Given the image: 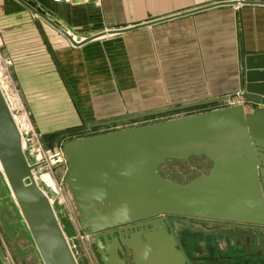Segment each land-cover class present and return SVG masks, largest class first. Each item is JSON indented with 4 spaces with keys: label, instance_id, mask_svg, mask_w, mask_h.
<instances>
[{
    "label": "water",
    "instance_id": "obj_1",
    "mask_svg": "<svg viewBox=\"0 0 264 264\" xmlns=\"http://www.w3.org/2000/svg\"><path fill=\"white\" fill-rule=\"evenodd\" d=\"M15 1L73 47L216 6H264V0H220L78 38L38 6ZM241 62L239 94L257 105L251 112H246L243 103L225 105V95L41 136L51 148L66 132L177 109L220 105L63 143L61 154L68 164L64 182L78 212L79 227L94 239L102 264H124L115 246L130 249L134 264H185L174 235L166 229L164 216L264 227V109L259 108L264 107V52L246 53ZM28 128L26 117L11 101L0 71V228L12 258L15 264H89L80 241L65 228L66 217L56 202L58 191L51 175L38 170L44 161L40 149L30 146L33 137ZM31 152L34 159L29 158ZM193 156L209 161L206 172L199 171L184 182L160 174L159 167L166 160ZM155 224L156 228L146 229ZM137 227L141 230L129 238L127 229ZM113 232L118 235L112 236Z\"/></svg>",
    "mask_w": 264,
    "mask_h": 264
},
{
    "label": "crops",
    "instance_id": "obj_2",
    "mask_svg": "<svg viewBox=\"0 0 264 264\" xmlns=\"http://www.w3.org/2000/svg\"><path fill=\"white\" fill-rule=\"evenodd\" d=\"M216 1L220 0H101L112 14L116 15L117 9L123 14L122 20L109 24L112 27H126ZM34 21L38 22L35 18ZM63 39L57 42L56 60L63 75L78 73L79 78L74 75L67 80L64 76L69 86L77 91L89 90V95L81 96L86 99L81 103L87 112L95 104L116 107L149 99L156 104L172 105L225 95L234 104L243 103L251 109L257 106L246 99L239 101L241 59L246 53L264 52L263 5L216 6L149 27L107 35L80 47ZM4 54L13 59L15 72L30 75V84L34 85L46 69L43 65L47 64V56L31 55L23 61L10 50H4ZM98 74L105 76L96 77ZM236 96L239 98L235 101Z\"/></svg>",
    "mask_w": 264,
    "mask_h": 264
},
{
    "label": "rangeland",
    "instance_id": "obj_3",
    "mask_svg": "<svg viewBox=\"0 0 264 264\" xmlns=\"http://www.w3.org/2000/svg\"><path fill=\"white\" fill-rule=\"evenodd\" d=\"M48 1L33 0V4L40 10L48 12L52 18L59 20L80 37L104 30L106 25L107 28L112 27L109 24L123 19L120 9H117L116 15L112 14V10H107L102 2L96 5L77 0L58 4L52 2L49 4ZM63 38L43 20L38 18V22H35L29 11L15 0H0V71L8 84L9 93L16 108L26 117L33 144L40 149L44 160L48 159L51 149L61 152L64 142L77 137L163 121L220 107L219 104L212 103L66 132L53 141L51 148L46 147L41 138L44 134L190 103L165 105L156 104L154 100L149 99L133 100L129 104L116 107H102L95 104L90 106V112H87L81 103L86 99L81 96L89 95V90L77 91L69 86L64 76L69 80L74 75L79 78V75L76 71L63 75L56 60L59 51L57 42ZM4 50H10L23 61L31 55L33 57L47 56V64L43 65L46 69L40 72V79L33 85L28 82L30 75L15 72L14 61L11 56H5ZM102 76L105 75H96V77ZM51 85L54 88H50ZM55 97L57 100H54ZM238 98L236 96L235 101ZM240 100L245 101L241 96ZM225 105H228V102ZM244 108L246 112L252 111L248 105L244 104ZM261 108L264 109V107ZM48 166L51 176L61 186L59 202L63 206L66 217V230L78 237L89 264H101L98 252L79 227V215L64 182L68 164L63 159L59 163ZM208 168L209 161L206 158L193 156L188 160L168 159L159 167V172L162 176H167L174 181L184 182L196 176L199 171L206 172ZM166 223L169 231L178 241V248L184 253L186 264H248V262L249 264H264V228L178 216L166 217ZM0 237L2 245L5 244L4 247L7 248L8 245L1 228ZM6 251L11 257L9 248ZM241 257L247 258L248 262L240 260ZM12 262L15 264L14 260ZM128 263L132 264L130 257H128Z\"/></svg>",
    "mask_w": 264,
    "mask_h": 264
},
{
    "label": "flooded vegetation",
    "instance_id": "obj_4",
    "mask_svg": "<svg viewBox=\"0 0 264 264\" xmlns=\"http://www.w3.org/2000/svg\"><path fill=\"white\" fill-rule=\"evenodd\" d=\"M34 150L36 149V148H38V147H36L34 144H33V142H32V144L30 145ZM34 154H33V152H31L30 154H29V158H31V159H34ZM166 217H168V216H164V221H165V223H166ZM184 218V217H183ZM240 225H242V224H240ZM156 226H157V224H155L154 225V227L152 226V225H148L147 226V230H151L152 228H156ZM247 226V225H246ZM249 226H252V225H249ZM254 227H260V228H264V227H261V226H254ZM145 229V230H146ZM166 229H167V231L168 232H170L169 231V229H168V225H167V223H166ZM141 230V228L140 227H137V228H131V229H127V234H128V237L130 238V235L132 234V235H134L135 234V232L136 233H138L139 231ZM142 230H144V229H142ZM121 233H124L123 231H121ZM170 233H172V232H170ZM173 234V233H172ZM118 234L116 233V232H113L112 233V236H117ZM174 235V234H173ZM139 236L141 237V238H143V234H139ZM88 237V236H87ZM175 237V236H174ZM175 239H176V237H175ZM88 240H89V242L95 247V245H94V239L93 238H88ZM176 241H177V239H176ZM3 243L1 242V237H0V258H2V259H4L5 261H6V264H13V258H12V256L10 257L9 256V254L7 253V251H6V249L8 248L7 247V245H6V247L7 248H5L4 246H5V244L4 245H2ZM111 241H110V243H109V245L111 246ZM177 248H178V241H177ZM95 249H96V247H95ZM96 251H97V249H96ZM98 252V251H97ZM115 252H116V255H117V257L119 258V259H121V260H123V263L124 264H129L128 263V257H130V259H131V261H132V264H134V262H133V260H132V251L130 250V249H127L126 247H119V246H115ZM10 253V252H9ZM184 254V253H183ZM98 256H99V261L101 262V259H100V255H99V253H98ZM186 259V258H185ZM240 260H245L246 262H248L247 261V258H244V257H241V259ZM0 262H1V260H0ZM1 264V263H0ZM101 264H102V262H101ZM185 264H186V261H185ZM248 264H249V262H248Z\"/></svg>",
    "mask_w": 264,
    "mask_h": 264
},
{
    "label": "built area",
    "instance_id": "obj_5",
    "mask_svg": "<svg viewBox=\"0 0 264 264\" xmlns=\"http://www.w3.org/2000/svg\"><path fill=\"white\" fill-rule=\"evenodd\" d=\"M26 1H33V0H26ZM53 2H65V1H71V0H52ZM77 1H81V2H91V3H94V4H96V5H100L101 4V0H77ZM235 7H238V6H235ZM2 78H3V80H4V77H3V75H2ZM5 81V80H4ZM5 83H6V81H5ZM7 84V83H6ZM8 85V84H7ZM9 95H10V93H9ZM10 98H11V96H10ZM11 101H12V103H13V105H14V107H15V109L18 111V109L16 108V106H15V104H14V102H13V100H12V98H11ZM228 104H234V103H232L230 100H228ZM19 112V111H18ZM62 151V150H61ZM42 159H43V161H44V164L40 167V168H38V170H42V171H46V172H48L49 174H50V167L48 166L49 164H51V165H53V164H56V163H59V162H61L64 158H63V156H62V154H61V152L60 151H55V150H53V149H51V151H50V153L48 154V159H46V160H44V158H43V154H42ZM51 175V174H50ZM52 177V176H51ZM52 179H53V181H54V184H55V187H56V189H57V191H58V195H57V197H56V202H57V204L58 205H61L60 204V202H59V198H60V193H61V186H60V184L56 181V180H54V178L52 177ZM62 206V205H61ZM63 207V206H62ZM87 236V235H86ZM77 237V236H76ZM78 238V237H77Z\"/></svg>",
    "mask_w": 264,
    "mask_h": 264
},
{
    "label": "trees",
    "instance_id": "obj_6",
    "mask_svg": "<svg viewBox=\"0 0 264 264\" xmlns=\"http://www.w3.org/2000/svg\"><path fill=\"white\" fill-rule=\"evenodd\" d=\"M29 3H31L33 5V2L32 1H28ZM220 106V105H219ZM213 109V108H212ZM210 110V109H209ZM206 111V110H205Z\"/></svg>",
    "mask_w": 264,
    "mask_h": 264
}]
</instances>
